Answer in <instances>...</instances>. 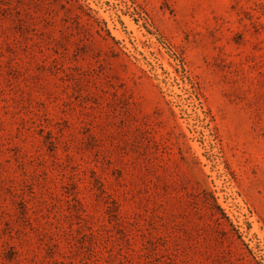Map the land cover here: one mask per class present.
Listing matches in <instances>:
<instances>
[{"label": "rangeland", "instance_id": "1", "mask_svg": "<svg viewBox=\"0 0 264 264\" xmlns=\"http://www.w3.org/2000/svg\"><path fill=\"white\" fill-rule=\"evenodd\" d=\"M0 264H264V0H0Z\"/></svg>", "mask_w": 264, "mask_h": 264}]
</instances>
